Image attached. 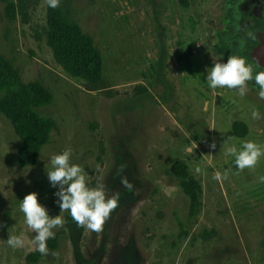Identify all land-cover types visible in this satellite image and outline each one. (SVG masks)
<instances>
[{
  "label": "rangeland",
  "instance_id": "rangeland-1",
  "mask_svg": "<svg viewBox=\"0 0 264 264\" xmlns=\"http://www.w3.org/2000/svg\"><path fill=\"white\" fill-rule=\"evenodd\" d=\"M236 1L189 0L182 8L178 0H60L58 8L101 53L102 81L95 87L55 62L46 43L45 0H23L14 21L0 0V54L22 82L50 90L52 102L36 111L54 121L39 163L19 167L20 140L0 114V264H264V157L239 171L225 154L242 141L264 145V99L255 81L244 97L206 81L217 59L243 56L232 26ZM253 107L260 119H252ZM234 121L247 125L244 138L234 136ZM69 147L90 187L120 194L103 232L67 223L60 212L47 171L51 157ZM180 162L202 188L193 218L175 170ZM217 172L227 178L214 179ZM30 192L49 216L64 219L53 230L56 247L47 245L48 254L35 262L28 256L38 252L36 233L20 211ZM9 235L21 236L23 246L10 247Z\"/></svg>",
  "mask_w": 264,
  "mask_h": 264
},
{
  "label": "trees",
  "instance_id": "trees-1",
  "mask_svg": "<svg viewBox=\"0 0 264 264\" xmlns=\"http://www.w3.org/2000/svg\"><path fill=\"white\" fill-rule=\"evenodd\" d=\"M4 15L14 21L23 12V0L14 2L2 0ZM182 8H188L189 0H178ZM46 43L55 62L71 78L91 86H99L102 81L103 60L93 39L84 33L78 23L68 18L58 7H48L46 12ZM180 59V55L178 56ZM52 102L50 90L37 81L22 82L17 69L0 54V114L11 124L20 140L16 162L19 167L36 166L39 154L50 140L54 121L36 111ZM232 132L237 138H244L247 125L241 121L232 123ZM179 186L189 199V218L196 216L202 193L199 182L190 175L185 163L175 164ZM67 223L74 222L69 212L65 213ZM51 248L56 247L54 238L47 241ZM40 252H34L28 259L35 262Z\"/></svg>",
  "mask_w": 264,
  "mask_h": 264
},
{
  "label": "clouds",
  "instance_id": "clouds-1",
  "mask_svg": "<svg viewBox=\"0 0 264 264\" xmlns=\"http://www.w3.org/2000/svg\"><path fill=\"white\" fill-rule=\"evenodd\" d=\"M50 8L60 6V0H45ZM251 35V34H250ZM255 39V36L252 37ZM222 58L213 62V66L207 71L206 81L210 88H227L236 90L240 97H244L249 89V84L255 81L259 88L258 96L264 99V71H258V60L249 63L243 56L229 55L226 62ZM252 119H260V112L255 107L251 111ZM209 148L215 149V141L209 144ZM226 155L235 158V165L239 171L254 169L261 157H264V145L255 141H242L240 148L231 145L226 150ZM73 151L66 148L59 154L51 157V168L47 171V178L52 187L58 191L54 193L58 197L60 212H69L72 220L78 227H87L93 232H103L105 223L111 218V213L119 206V193L109 195L105 186L90 187L85 170L72 162ZM126 166L121 165L118 173L124 171ZM198 172L199 169H196ZM227 178V172H217L216 180ZM260 183H264V176L259 177ZM121 185L131 191L134 185L127 177L120 176ZM20 211L24 214L25 223L36 234L32 240L33 245L41 255L48 254L47 241L54 238L56 228L63 227L64 219L60 215L49 216L45 206L38 202V194L30 192L26 194L20 203ZM23 239L18 235H9L7 244L12 248L23 246Z\"/></svg>",
  "mask_w": 264,
  "mask_h": 264
},
{
  "label": "flooded vegetation",
  "instance_id": "flooded-vegetation-1",
  "mask_svg": "<svg viewBox=\"0 0 264 264\" xmlns=\"http://www.w3.org/2000/svg\"><path fill=\"white\" fill-rule=\"evenodd\" d=\"M236 2L237 18L232 26L239 43L237 48L243 56H248V62L252 63L250 52L259 45L257 32L264 30V0H237ZM253 36L255 39L252 38ZM258 71L264 70L260 67Z\"/></svg>",
  "mask_w": 264,
  "mask_h": 264
},
{
  "label": "water",
  "instance_id": "water-1",
  "mask_svg": "<svg viewBox=\"0 0 264 264\" xmlns=\"http://www.w3.org/2000/svg\"><path fill=\"white\" fill-rule=\"evenodd\" d=\"M259 45L252 49L250 56L253 61L258 60L261 68L264 70V30L257 32Z\"/></svg>",
  "mask_w": 264,
  "mask_h": 264
}]
</instances>
